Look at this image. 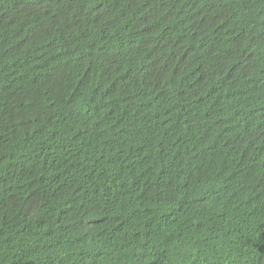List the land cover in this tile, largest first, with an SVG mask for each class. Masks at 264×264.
<instances>
[{"label":"trees","instance_id":"16d2710c","mask_svg":"<svg viewBox=\"0 0 264 264\" xmlns=\"http://www.w3.org/2000/svg\"><path fill=\"white\" fill-rule=\"evenodd\" d=\"M0 264H264V0H0Z\"/></svg>","mask_w":264,"mask_h":264}]
</instances>
